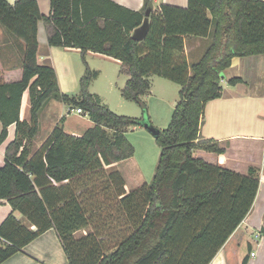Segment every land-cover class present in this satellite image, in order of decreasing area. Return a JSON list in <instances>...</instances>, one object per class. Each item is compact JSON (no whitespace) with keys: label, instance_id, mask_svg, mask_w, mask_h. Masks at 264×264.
Returning a JSON list of instances; mask_svg holds the SVG:
<instances>
[{"label":"trees","instance_id":"1","mask_svg":"<svg viewBox=\"0 0 264 264\" xmlns=\"http://www.w3.org/2000/svg\"><path fill=\"white\" fill-rule=\"evenodd\" d=\"M152 3L144 0L141 10L131 11L108 0H50V14L43 16L36 0H0V26L23 44L21 80L0 82V144L15 125L0 167V200L12 209L0 224V264L49 229L68 264H209L250 211L256 171L240 175L192 152H221L212 140L198 141L204 108L220 97L221 74L233 58L264 55V0H187L186 8L162 4L156 11ZM147 10L149 30L136 42L132 32ZM40 21L48 46L81 53L85 71L77 98L60 92L52 67L37 63ZM185 38L200 41L196 57L185 55ZM88 51L120 62L128 77L121 97L148 121L141 97L149 92V77L179 86L169 124L154 137L160 148L155 173L128 193L121 175L105 168L133 156L126 132L141 120L113 113L89 93L98 73L84 60ZM25 91L28 121L19 117ZM51 99L79 109L93 125L77 137L57 124L31 153L39 113ZM113 220L122 222L123 234L106 238L97 224Z\"/></svg>","mask_w":264,"mask_h":264},{"label":"crops","instance_id":"2","mask_svg":"<svg viewBox=\"0 0 264 264\" xmlns=\"http://www.w3.org/2000/svg\"><path fill=\"white\" fill-rule=\"evenodd\" d=\"M7 1L10 5H13L17 0ZM36 1L40 13L43 16H48L50 14V0ZM108 1L131 11L141 10L144 2V0ZM152 4L155 11L162 4L186 8L187 0H153ZM200 44L199 40L185 38V55L189 58L193 55L196 57L199 54ZM61 54L80 55L81 57V53L77 49L48 46L46 28L43 22L40 21L37 24L36 60L38 64L48 65L54 69L59 90L63 94L59 73L66 77L70 74V68L67 67L68 64L65 65L64 59H60V64L57 66L55 57H61ZM22 56L23 44L0 26L1 83H14L21 80ZM91 56H98L116 66V74L111 81V86H115L120 91L128 79L126 75L120 73V62L88 51L84 55L87 66L89 65L87 59H90ZM84 71V67H82V70L78 65L72 67L71 78L79 81ZM96 72L98 76L91 82V85L102 75L101 70L98 69ZM221 78V95L205 105L198 140L214 141L221 152L214 153L197 148L193 150L192 155L205 163L244 176L248 174L250 169H254L259 178V186L250 211L209 264H242L244 260H247V264H264V234L261 233L264 230V55L233 58L230 67L223 71ZM231 78H239L241 81L232 85L228 83ZM152 93L153 85L150 83L149 92L142 97L146 98ZM94 95L98 96L100 102H103L99 95ZM63 106L64 103H58L54 99L45 104L38 116L37 135L30 143L31 153L39 149L57 124L65 122L66 114L62 109ZM45 110L57 117V119L53 118L48 125L40 123V115ZM74 110L75 108L69 107V114H75ZM19 117L21 120H29L30 101L28 91H25L22 95ZM136 128L139 127L131 130L134 131ZM1 129L2 125L0 123V132ZM14 138L15 125H10L7 128L5 141L0 144V167L5 163V150ZM111 169L110 167L105 168L107 172ZM113 171L121 175L125 192H128L125 176L121 171L114 169ZM11 213L12 209L8 202L0 200V224ZM13 215L21 222H25L18 212H13ZM91 230L92 227L90 226L87 231H81V235ZM251 253L254 256L251 257ZM2 264H68V261L56 232L49 229Z\"/></svg>","mask_w":264,"mask_h":264},{"label":"rangeland","instance_id":"3","mask_svg":"<svg viewBox=\"0 0 264 264\" xmlns=\"http://www.w3.org/2000/svg\"><path fill=\"white\" fill-rule=\"evenodd\" d=\"M60 56L61 57H55L57 66L60 64V59H64L65 65L68 64L67 67L70 68V74L66 77H63L59 73V81L64 91L63 94L68 97L77 98L80 96L79 81L78 79L71 78V69L78 65L82 70L84 66L81 57L80 55L72 54H61ZM87 60H89L88 67L90 70L97 71L99 69L102 72L101 77L93 82L92 85L90 84L89 93L99 95L101 100H103V102H101L107 105L108 109L113 113L119 116L139 118L142 120L145 114L142 113L141 108L134 102L122 98L120 94L121 90L118 91V88L111 86V81L116 74V66L98 56H91L90 59L88 58ZM149 78L150 83L153 85V93L146 98L142 97L141 100L145 103L146 115L151 125L161 131L167 128L173 106L178 102L179 86L156 76H150ZM122 88L123 87H121V89ZM58 103L61 102L58 101ZM69 107L70 106L64 104L62 109L64 110V114H66V119H64L65 122H62L60 125H62L65 133L77 137L81 136L89 127H92L93 124L86 114H69ZM53 115V113H48L46 110L43 111L40 115V123L48 125L53 118L57 119V117ZM131 129L132 128H128L126 138L134 148L133 156L126 161L108 166L112 168L109 172H112L113 169L122 172L126 179V188L128 192L140 187L143 183H149L151 181L155 173L160 153V148L155 142L153 135L141 126L134 131ZM113 212L114 208L112 207L111 213ZM120 220L123 222V219ZM122 222L113 220L111 223L102 222L97 224V226L100 228L99 232L107 238V236H114L120 233L123 234ZM81 234L82 232H78L76 236H80ZM107 241L109 242V240Z\"/></svg>","mask_w":264,"mask_h":264},{"label":"water","instance_id":"4","mask_svg":"<svg viewBox=\"0 0 264 264\" xmlns=\"http://www.w3.org/2000/svg\"><path fill=\"white\" fill-rule=\"evenodd\" d=\"M149 14L150 10L145 11L142 24L136 28L131 35V38L136 42H142L149 30ZM140 126L148 131L154 137L158 135L159 130L153 127L146 117L140 121Z\"/></svg>","mask_w":264,"mask_h":264},{"label":"built area","instance_id":"5","mask_svg":"<svg viewBox=\"0 0 264 264\" xmlns=\"http://www.w3.org/2000/svg\"><path fill=\"white\" fill-rule=\"evenodd\" d=\"M74 112H75L76 114H78V115H82V114H83V112L80 111L79 109H75ZM250 255H251V257L254 256L253 253H251Z\"/></svg>","mask_w":264,"mask_h":264}]
</instances>
